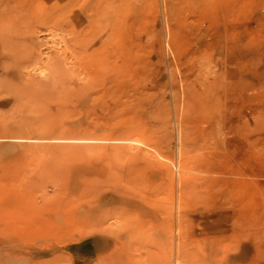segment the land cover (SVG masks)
I'll return each mask as SVG.
<instances>
[{
    "label": "rangeland",
    "instance_id": "obj_1",
    "mask_svg": "<svg viewBox=\"0 0 264 264\" xmlns=\"http://www.w3.org/2000/svg\"><path fill=\"white\" fill-rule=\"evenodd\" d=\"M0 264H264V0H0Z\"/></svg>",
    "mask_w": 264,
    "mask_h": 264
}]
</instances>
